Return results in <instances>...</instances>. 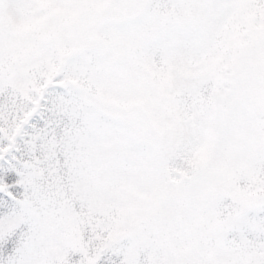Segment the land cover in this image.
Returning a JSON list of instances; mask_svg holds the SVG:
<instances>
[{"label": "snow or ice", "instance_id": "obj_1", "mask_svg": "<svg viewBox=\"0 0 264 264\" xmlns=\"http://www.w3.org/2000/svg\"><path fill=\"white\" fill-rule=\"evenodd\" d=\"M0 264H264V0H0Z\"/></svg>", "mask_w": 264, "mask_h": 264}]
</instances>
